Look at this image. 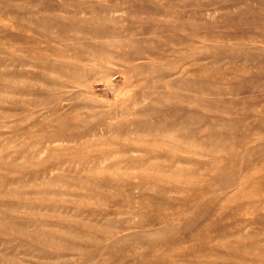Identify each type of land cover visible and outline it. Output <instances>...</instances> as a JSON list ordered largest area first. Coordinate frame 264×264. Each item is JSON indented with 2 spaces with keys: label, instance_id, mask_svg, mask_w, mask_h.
I'll list each match as a JSON object with an SVG mask.
<instances>
[{
  "label": "rangeland",
  "instance_id": "rangeland-1",
  "mask_svg": "<svg viewBox=\"0 0 264 264\" xmlns=\"http://www.w3.org/2000/svg\"><path fill=\"white\" fill-rule=\"evenodd\" d=\"M0 264H264V0H0Z\"/></svg>",
  "mask_w": 264,
  "mask_h": 264
}]
</instances>
